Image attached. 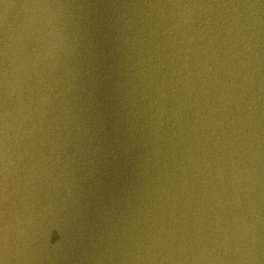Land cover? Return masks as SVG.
<instances>
[{
	"label": "water",
	"instance_id": "1",
	"mask_svg": "<svg viewBox=\"0 0 264 264\" xmlns=\"http://www.w3.org/2000/svg\"><path fill=\"white\" fill-rule=\"evenodd\" d=\"M0 261L264 264V0H3Z\"/></svg>",
	"mask_w": 264,
	"mask_h": 264
},
{
	"label": "snow or ice",
	"instance_id": "2",
	"mask_svg": "<svg viewBox=\"0 0 264 264\" xmlns=\"http://www.w3.org/2000/svg\"><path fill=\"white\" fill-rule=\"evenodd\" d=\"M0 3H3V0H0ZM0 264H2V261H0Z\"/></svg>",
	"mask_w": 264,
	"mask_h": 264
}]
</instances>
